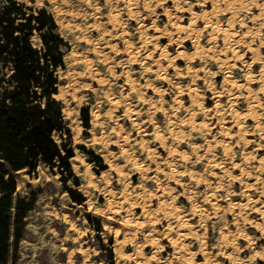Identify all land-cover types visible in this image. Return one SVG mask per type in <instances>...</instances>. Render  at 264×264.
<instances>
[{"label":"rangeland","instance_id":"obj_1","mask_svg":"<svg viewBox=\"0 0 264 264\" xmlns=\"http://www.w3.org/2000/svg\"><path fill=\"white\" fill-rule=\"evenodd\" d=\"M13 1L22 5L25 16L45 11L56 26L54 33L66 45L60 47L64 68L54 73L58 85L53 98L60 103L61 114L62 110L69 113L68 119L63 114L62 117L70 136L64 135L61 140L54 134L53 140L57 145L62 141L70 152L71 170L69 173L62 168L38 165L34 172L28 173L26 169L18 174L15 194L25 203L32 199L34 207L23 219L22 236L10 253L8 264H136L141 261L139 255L131 252L132 246L127 249L130 259L117 258L113 252L114 235L102 227L108 222L123 231L117 221L125 212L117 208L109 210L108 204L116 201L124 190L130 194L127 195L128 204L134 203V207L143 204L152 210L150 224L144 222L141 227L126 231L133 236L134 242L144 244L147 240L142 249L147 257H153L151 264H163L165 260L167 264H179V256L174 254L169 238L177 239L179 245L185 244L193 254L204 252L202 257L197 255V262L201 264L206 256L214 264H230L225 253L232 254L234 264H243L244 259L260 247L264 248V230L255 227L258 223L264 229V218L257 212V209L264 211V168L258 163V159L264 157V96L256 80L250 87L259 101L253 95L246 99L245 89L236 86L246 84L245 73L250 72L256 78L264 67V28L258 27L264 21L253 23L248 19L259 16V8L246 11L249 0H129L132 15L126 7L128 0H112L111 6L108 0H88L87 3L56 0L55 4L52 0ZM3 7L0 0V9ZM230 7L237 10L232 23L228 21L232 15ZM164 11L168 14L164 15ZM191 11L197 15L206 13L210 23L216 21L228 28L232 39L230 47L236 48L238 57L223 46L219 33L211 34L210 26H203L205 22L199 17L189 35L175 32L172 24L181 19L187 24ZM165 28L166 34L156 44L155 30ZM30 33L31 46L41 50L39 32L32 30ZM169 36L174 41H170ZM178 36L181 39L176 41ZM194 39L203 46L198 53L200 56L192 53ZM113 45L115 51L110 48ZM162 47H166L172 57L184 51L190 54L191 60L179 61V71L175 73L159 56ZM249 48L258 49L257 60H252ZM125 50L134 54L135 60L125 61L128 56ZM158 58L160 68L154 62ZM8 72L0 65V96L8 87L3 82ZM74 73L79 75L74 76ZM127 77L134 80L132 90L126 85ZM80 85L90 87L81 89ZM188 93H197L203 104L190 111L193 113L190 123L187 120L191 114L185 112L189 106ZM113 100L118 102L112 104ZM247 102L254 105L262 127L256 129L257 120L241 119L242 135L246 137L244 143L237 135L231 112L244 113ZM82 108L88 112V128L83 126ZM126 109H130L129 116L123 115ZM94 114L98 115L97 123L92 121ZM133 121L142 125L143 131L138 133ZM202 121L203 128L191 125V122L196 125ZM105 124L106 128L101 127ZM154 129L160 132L168 148L159 147L149 135ZM170 131L179 136L174 137ZM94 138L99 141L94 142ZM107 152H111L110 159L121 166L124 179L117 180L116 174L103 163L101 156ZM87 169L91 172V180ZM103 171L107 176H100ZM109 188L113 195H109ZM72 198L82 201L76 203ZM163 200L174 201L181 211L180 216L199 234L197 240L189 234L183 239L177 238L178 230H186L177 228L174 215L164 217L161 210L155 209ZM212 202L232 208L225 212L220 225L216 224ZM132 209L134 212L129 217H138L143 222L141 209ZM168 225L172 229L170 232L165 230ZM241 230L249 235L250 241L241 236ZM221 233L229 236L227 244L221 240ZM156 242L161 247L154 245ZM79 250L85 251L87 257L79 255ZM186 252L185 249L180 251L187 257ZM246 264H253V261L248 260Z\"/></svg>","mask_w":264,"mask_h":264},{"label":"trees","instance_id":"obj_2","mask_svg":"<svg viewBox=\"0 0 264 264\" xmlns=\"http://www.w3.org/2000/svg\"><path fill=\"white\" fill-rule=\"evenodd\" d=\"M2 1L0 65L9 72L3 81L8 87L0 96V264H8L22 236L23 219L34 207L32 199L25 203L15 194L18 174L26 169L34 172L38 165L70 173L71 154L62 141L57 145L53 140L54 134L61 140L64 135L70 136L61 105L53 98L58 85L54 73L64 68L60 47L66 45L54 33L56 26L45 11L25 16L22 5ZM32 30L40 34L39 51L29 42ZM80 114L83 126L88 128L87 109L82 108Z\"/></svg>","mask_w":264,"mask_h":264},{"label":"bare ground","instance_id":"obj_3","mask_svg":"<svg viewBox=\"0 0 264 264\" xmlns=\"http://www.w3.org/2000/svg\"><path fill=\"white\" fill-rule=\"evenodd\" d=\"M132 1V0H131ZM213 1V0H212ZM214 2V1H213ZM213 2H212V4H213ZM131 4L132 3H130L129 2V0H128V2H127V6L126 7H128L127 8V10H128V12H129V14H132V12H131V9H130V7H131ZM232 5V4H231ZM230 6V5H229ZM147 7V6H146ZM213 7V6H212ZM228 7V6H227ZM231 9H232V15L229 17V19H228V21L230 22V23H232V21L234 20L233 19V15L234 14H236V8H233V7H230ZM230 8H228L229 10H230ZM214 9V8H213ZM231 11V10H230ZM168 13H167V11H164V15H167ZM238 14V13H237ZM133 15V14H132ZM133 17V16H132ZM167 17V16H166ZM201 18L202 20H204V22H205V25H203L205 28H206V26H210V29H211V34H212V32H217V33H219L220 34V36H221V39H222V42H223V46H225L226 48H229L230 49V53H232V55L233 56H235V57H238V54H237V50H236V48L235 47H232V45H231V47H230V41L232 40L231 39V33H230V30L228 29V28H223V27H221L220 25H219V23L218 22H211L210 23V21H208V18H207V15H206V13H201L200 15H197L196 13H194V12H190L189 13V18H188V23L187 24H183V20L181 19V20H179V21H177V22H175L174 24H172L173 25V28H174V30H175V32H177L178 34L179 33H188L187 35H189V33H191V32H193L192 30V28H193V26H194V24H196V20H197V18ZM184 19V18H183ZM200 19V20H201ZM111 20V19H110ZM115 21V20H114ZM194 29H195V27H194ZM155 32L157 33V37L155 38L156 39V44H158L160 41H161V39L164 37V35L166 34V28L165 29H156L155 30ZM176 33V34H177ZM194 33H196V31L194 32ZM199 33V32H198ZM216 34V33H215ZM168 35H170L169 34V32H168ZM194 35H196V34H194ZM143 36V35H142ZM192 36V35H191ZM190 37V36H189ZM143 38H145V37H143ZM177 38H180L179 36L178 37H176L175 38V40L177 39ZM181 39V38H180ZM142 40V39H141ZM145 40V39H144ZM147 40V39H146ZM169 40L171 41V40H173L174 41V38L173 37H171V36H169ZM168 40V41H169ZM169 41V42H170ZM177 41V40H176ZM175 41V42H176ZM142 42H143V40H142ZM146 42V41H145ZM180 42V41H179ZM128 43V42H127ZM237 43H238V41H237ZM128 45V44H127ZM129 46V45H128ZM192 46H193V54L194 55H199L198 53L203 49V46H201V44L199 43V41H197L196 39H194V41H192ZM127 47V46H126ZM131 47V46H130ZM181 47V46H180ZM111 48V50H116V46H111L110 47ZM129 48L127 47V49L126 50H128ZM125 50V53L126 52H128V56H127V59H125V61H132V59H133V55L134 54H131V52L130 51H126ZM134 50V49H133ZM249 50V53L251 54V57H252V60H257L258 59V54H259V51H258V49H252V48H249L248 49ZM132 51V50H131ZM202 54V53H201ZM225 54V53H224ZM103 56V55H102ZM159 56L160 57H162V58H164L171 66H172V70H174V72L175 73H178V71H179V68H178V62L179 61H182V60H191L190 59V54H187L186 52H184V51H179L178 52V54H176L175 56L173 55V57H172V55L169 53V51L167 50V48L166 47H162V49H161V52H160V54H159ZM200 56V55H199ZM203 56H205V54L203 55ZM235 57H233V58H235ZM105 58H106V56H105ZM225 58V57H224ZM226 59V58H225ZM224 59V60H225ZM236 59V58H235ZM104 60V59H103ZM133 60H135V59H133ZM124 61V62H125ZM259 61V60H258ZM155 64L160 68L161 67V61H160V58H158V59H156L155 61ZM86 64V63H85ZM169 65V66H170ZM86 66V65H85ZM157 67V68H158ZM156 68V69H157ZM159 68L157 69V70H159ZM155 69V70H156ZM157 70H156V72H157ZM186 71H188V69H186ZM158 75V74H157ZM188 75V74H187ZM159 76H160V74H159ZM245 77V80H246V84H240V85H236V82H232V85H236L238 88H241L242 87V89L244 88L245 89V91L247 92V95L245 96L246 97V99H248V96L249 95H253V98L254 99H256V101L258 100V95H257V93L256 92H254L253 90H251V87H250V83H254V82H256V81H258V82H260L259 84H261V86L259 87L260 89V91L262 92V94H263V96H264V86H263V84H264V67L262 66V68L259 70V73H258V76L256 77V78H254L251 74H250V72H247V73H245V75H244ZM256 80V81H255ZM101 81V80H100ZM101 82H103V81H101ZM258 84V85H259ZM126 85H128L130 88H131V90L132 89H134V85H135V83H134V80L133 79H131V78H129V77H127V79H126ZM147 85H150V84H147ZM137 88V87H136ZM158 89V88H157ZM157 89H155L157 92H159ZM155 92V91H154ZM156 92V93H157ZM140 93V92H139ZM187 96H188V99H189V106L185 109V112L186 111H192L193 110V107L195 106H198V107H203V104L199 101V99H198V94L197 93H188L187 94ZM138 97L139 98H141V95L139 94L138 95ZM244 97V98H245ZM252 98V99H253ZM144 99V98H143ZM245 99V100H246ZM251 99V98H250ZM250 101V100H249ZM251 101H253V100H251ZM259 101V100H258ZM118 101H112L111 103L112 104H115V103H117ZM248 103V106H247V110L244 112V113H242V112H239L238 110H232V112H231V117H232V119L234 120V123H235V125H236V127H237V135H238V137L239 138H241L240 140H242V142H244V143H246V137L244 136V135H242V131H244V129L242 128V124H243V122L241 121V119H247V120H252L253 119V121L254 120H257V112H256V110H255V108H254V105H252L251 103H249V102H247ZM256 104L258 103V102H255ZM218 105V104H217ZM257 105H259V104H257ZM117 106V105H116ZM260 106V105H259ZM217 107V106H216ZM219 107V106H218ZM197 108V107H196ZM128 109V108H127ZM124 110V112H123V115L124 116H129V114H130V109L129 110ZM62 114L63 115H65V118L66 119H68V116H69V113L67 112V111H65V110H62ZM189 114V113H188ZM190 114H191V112H190ZM193 114V113H192ZM192 114H191V117H189L188 118V120H187V122H189L190 123V121H192L193 120V116H192ZM259 117V116H258ZM92 121H94V123H97L98 122V115H96V114H94L93 115V120ZM132 124H133V126H135L136 127V129H137V132L139 133V132H141V131H143L142 130V125L140 126L139 124H136L134 121L132 122ZM182 124V123H181ZM191 125H192V127H197L198 129H200V128H203L204 127V121H202V122H200V123H198V124H194V122H191ZM183 126V125H182ZM255 126V125H254ZM261 127H262V125H261V123L257 120L256 121V129L258 130V129H261ZM260 131V130H259ZM258 131V132H259ZM171 132V134L174 136V137H176L177 136V134L176 133H173L172 131H170ZM169 132V133H170ZM179 132V131H178ZM257 132V131H256ZM183 133V132H182ZM145 135V134H144ZM149 135H151L152 137H153V139L159 144V147H165L166 146V143H165V141H164V138L162 137V135L160 134V132L157 130V129H154L153 130V132L152 133H150ZM236 135V136H237ZM171 136V135H170ZM179 136V135H178ZM177 136V137H178ZM129 140V138L128 137H125V140ZM263 139H264V137H263ZM96 140H98V139H96V138H94L93 139V141L95 142ZM124 140V139H123ZM92 141V142H93ZM99 141V140H98ZM117 141V140H116ZM126 142V141H125ZM128 144V143H127ZM143 144V142H141V145ZM143 146V145H142ZM140 147V148H143V147ZM167 147V146H166ZM168 148V147H167ZM170 149V148H169ZM172 149V148H171ZM170 149V150H171ZM193 149V148H192ZM195 149V148H194ZM227 149H228V147L226 146V147H224L223 148V150L226 152L227 151ZM148 150V149H147ZM169 151V150H168ZM208 151V150H207ZM211 151V150H210ZM223 151V152H224ZM229 151V150H228ZM108 153V152H107ZM106 153V155L104 154L103 156H101L103 159H104V164L106 165V166H108V170H110L111 172H114L116 175H115V177L117 176V180H120L121 178H123V176L124 175H122V171H121V166L120 165H118V163L116 162V160L114 161V159L113 158H111V159H113V160H111L110 159V155H111V152H109L108 154ZM125 152H121V154L123 155ZM210 153V152H209ZM148 154V153H147ZM168 154V153H167ZM227 154H228V152H227ZM183 155L184 154H181V157H183ZM226 155V154H225ZM248 155V154H247ZM127 156H129V155H127ZM150 156V155H149ZM230 156V155H229ZM246 158H247V156H245ZM128 158V157H127ZM75 161H76V159H74ZM82 160V159H81ZM129 160V159H128ZM259 161H258V163H259V165H260V167H262V168H264V157H261V158H259L258 159ZM79 161V160H78ZM86 171V173H87V175H88V178L90 179L91 178V172L87 169V170H85ZM106 171V170H105ZM105 171H103L102 173H101V177H104V176H107L106 175V172ZM138 171H141V169H138ZM140 173H142V172H140ZM83 176V175H82ZM87 178V179H88ZM104 179V178H103ZM124 179V178H123ZM235 179V178H234ZM91 180V179H90ZM89 180V182H88V184H91V181ZM94 180H96L95 178H94ZM100 180V179H99ZM115 180H116V178H115ZM85 181V180H84ZM88 181V180H87ZM122 181V180H121ZM179 181V180H178ZM119 182V181H118ZM94 183V182H93ZM179 183V182H178ZM98 184V183H97ZM121 184H123L122 182H121ZM209 184V183H208ZM94 186V185H93ZM92 186V187H93ZM210 186V185H209ZM246 186H248V185H246ZM89 187V186H88ZM207 187V186H206ZM211 187V186H210ZM209 187V188H210ZM249 187V186H248ZM96 188V187H95ZM110 189V188H109ZM125 189V188H124ZM166 189V188H165ZM122 191V190H121ZM120 191V192H121ZM125 191V190H124ZM121 192V193H119V197L117 198V200L116 201H114L113 203H109L108 205H109V207H108V209L109 210H112L113 208H117L119 211H122V212H125L124 214H125V216H122V217H120L119 218V221H117L124 229H123V231L119 228V227H113L112 225H110L108 222H104L103 223V230H108L109 232H111V233H113V235H114V245H113V252L116 254V256H117V258H124V259H130L131 258V254L128 252L127 253V249H128V247L129 246H132L133 248H131V249H133V251L131 250V252H134L135 254H137V255H139L140 257H141V261H139V262H137L136 264H151V258H153V257H151V255H150V257H147L146 256V254L144 253V250L142 249L143 247H146V246H143V245H145V243L147 242V240L145 241V243L143 244V243H137V242H134V238H133V236L132 235H128L127 234V230H129V228H133V227H139L140 225H142V223H148V222H151L152 220H151V217H152V210L151 209H149L147 206H145V205H143V204H141V205H136V203H135V207H134V203H129L128 204V196L130 195L129 193L128 194H126L125 192ZM167 191H169V190H167ZM166 192V191H165ZM107 193V192H106ZM108 193H109V195H113V192H112V190L110 189V190H108ZM262 193L264 194V190L262 191ZM128 195V196H127ZM144 195H145V193H144ZM135 196V195H134ZM137 196V195H136ZM136 196H135V198H136ZM140 197V196H139ZM142 197H144V196H142ZM172 200V199H171ZM112 201V200H111ZM144 201V200H143ZM229 202V201H228ZM139 203V202H138ZM144 203V202H143ZM214 202H212V204H213ZM211 204V207L213 206L214 208H212V209H214V216L215 217H217L216 218V220H217V223L216 224H218V225H220V222L222 223L223 221H224V216H225V212L226 211H228V207H227V205H223V206H217L215 203L212 205ZM147 205V204H146ZM237 205V204H236ZM236 205H234V206H236ZM239 205V204H238ZM238 205H237V207H238ZM241 206V205H240ZM244 206V205H243ZM246 206V205H245ZM89 208V207H88ZM132 208H134V209H141V213L140 214H142V221L143 222H140L139 221V218L138 217H136V218H133V217H129V214H131L132 215V213L134 212V210L132 209ZM116 209V210H117ZM155 209H157V210H161L162 211V213L164 214V217H165V215L166 216H170V215H174L176 218L175 219H177V222H178V227L177 228H182V229H185L186 230V232H184V231H180V230H178L177 232H176V235H177V238L179 239V238H181V239H183V237H185L186 235H190V236H192V238H195V240H197L198 239V235H197V233L196 232H194L195 230H193L192 231V226H191V224L189 223V221L188 220H186V219H184L183 217H181L180 216V214H181V211H180V209L176 206V204L174 203V201H167V200H163V201H159L158 203H157V205H156V208ZM232 209V208H231ZM231 209H229V210H231ZM94 210V209H93ZM132 210V211H131ZM256 210V209H255ZM160 211V212H161ZM232 211V210H231ZM131 212V213H130ZM257 212L261 215V217L262 218H264V211H262L261 209H257ZM182 215V214H181ZM109 217V216H108ZM172 218H174V217H172ZM108 219H110V218H108ZM117 220V219H116ZM236 222V221H235ZM65 223H67L66 221H65ZM148 224H150V223H148ZM217 225V226H218ZM253 225V224H252ZM74 226V225H73ZM72 226V227H73ZM215 226V225H214ZM141 227V226H140ZM219 227V226H218ZM255 227H257L260 231H263L264 229L258 224V223H256L255 224ZM133 229H135V228H133ZM175 230H177L176 229V227L174 228ZM236 229H237V225H236ZM166 231H169L170 232V230H172L171 228H170V225H168L167 226V228L165 229ZM134 231H136V230H134ZM134 231H132V234H134ZM166 231H164V234L166 233ZM237 231V230H236ZM239 232H240V230H238ZM238 231H237V233H238ZM130 232V231H129ZM169 232H167V233H169ZM219 232V231H218ZM152 233H154V232H152ZM236 233V234H237ZM241 233H242V237L244 238V239H246V240H248V241H250V238H249V235L247 234V233H244V232H242V230H241ZM131 234V233H130ZM163 234V235H164ZM222 234V233H221ZM240 234V233H239ZM152 235V234H151ZM231 236H232V234H231ZM230 236V237H231ZM233 238V237H232ZM180 239V240H181ZM220 239V238H219ZM229 236L228 235H225V234H222L221 235V240L223 241V243H225V244H227L228 243V241H229ZM234 239V238H233ZM136 241V240H135ZM220 241V240H219ZM231 241V240H230ZM232 242H234V241H232ZM148 243V242H147ZM152 243V242H151ZM154 243V242H153ZM169 243H170V245H171V247L174 249L173 251H174V254H176V255H178L179 256V259L180 260H178L179 261V264H184V263H187V261L190 263V264H201V263H199V262H197V255L198 256H201L202 257V255H204L205 253L204 252H200L199 251V253H201V254H193L192 252H190V249H188V248H186L185 246V244H182V245H179L178 244V242H177V239H173V238H169ZM183 243V242H182ZM222 243V244H223ZM132 244V245H131ZM200 244H203L202 243V241H201V243ZM200 244H198V245H200ZM220 245H221V243H219ZM151 245H153V244H151ZM154 245H156V246H160L161 247V245H160V243H158V242H156ZM185 245V246H184ZM224 245V244H223ZM231 245V244H230ZM233 245V244H232ZM143 246V247H142ZM155 246V247H156ZM225 246V245H224ZM154 247V248H155ZM201 247V246H200ZM153 248V249H154ZM159 248V247H158ZM157 248V249H158ZM232 248V247H231ZM181 249H185V251H187L188 252V254H186L187 255V257L185 256V255H181L182 253H180V251H181ZM198 249V248H197ZM234 250V249H233ZM184 251V250H183ZM223 251V250H222ZM186 252V253H187ZM77 253L79 254V255H81L82 257H87V255H86V252L85 251H83V250H79V251H77ZM196 253V252H195ZM256 253H260V255H257L256 256V258H255V260L253 261V264H258V262H260V261H264V248H262V247H260L259 248V250H256L252 255H250V257H252L254 254H256ZM72 253H70V255H71ZM185 254V253H184ZM224 254V253H223ZM134 255V254H133ZM225 255V257H226V259L227 260H229L230 262V264H234V261L232 260V254H227V253H225L224 254ZM178 256H176V257H178ZM249 257V258H250ZM249 258H247V259H244L243 260V264H246L247 262H248V260H249ZM177 259V258H176ZM204 260H203V264H214L213 262H211L208 258H207V256H206V258H203ZM70 262V261H69ZM178 263V262H177ZM71 264H73V263H71ZM163 264H167L166 263V260L165 261H163ZM169 264H171V262L169 263ZM174 264V263H173ZM188 264V263H187Z\"/></svg>","mask_w":264,"mask_h":264},{"label":"clouds","instance_id":"obj_4","mask_svg":"<svg viewBox=\"0 0 264 264\" xmlns=\"http://www.w3.org/2000/svg\"><path fill=\"white\" fill-rule=\"evenodd\" d=\"M68 0H62V3H67ZM84 3H87L88 0H83ZM52 3L55 4L56 0H52ZM112 0H108V5L111 6ZM259 8L260 9V15L259 16H249L248 19H251L253 23H255L257 20L264 21V2H261V0H249V6L246 8V11H251V8ZM259 28H264V23L259 24ZM79 73H74V76H78ZM84 87H90L88 85H80V88ZM166 123V122H165ZM101 127H107V124L102 125ZM260 255V253L254 254L252 257L249 258L250 261H254L256 256Z\"/></svg>","mask_w":264,"mask_h":264}]
</instances>
